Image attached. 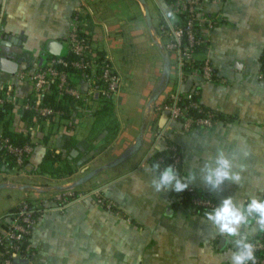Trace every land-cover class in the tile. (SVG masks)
I'll list each match as a JSON object with an SVG mask.
<instances>
[{"label": "crops", "instance_id": "1", "mask_svg": "<svg viewBox=\"0 0 264 264\" xmlns=\"http://www.w3.org/2000/svg\"><path fill=\"white\" fill-rule=\"evenodd\" d=\"M185 1L0 0V54L25 57L16 73L0 69V87L14 103L6 118L34 147L21 168H6L7 156L0 158V222L24 198L44 204L31 235L33 264H244L238 243L264 225V0H201L215 21L197 52L215 67L210 80L197 71L182 77L160 32ZM76 11L112 60L120 88L90 113L25 118L34 83L20 71L45 64L49 38L66 42ZM4 33L20 35L22 43H2ZM74 77L88 92V81ZM195 85L221 115L211 127L187 129L163 107L171 93ZM169 141L182 149L188 182L215 198L208 214L178 203L151 164ZM48 150L58 154L56 165L68 158L74 171L43 169ZM69 189L77 196L59 207L56 195Z\"/></svg>", "mask_w": 264, "mask_h": 264}, {"label": "built area", "instance_id": "2", "mask_svg": "<svg viewBox=\"0 0 264 264\" xmlns=\"http://www.w3.org/2000/svg\"><path fill=\"white\" fill-rule=\"evenodd\" d=\"M177 12L185 13L184 23L176 18L162 22L159 27L160 32L166 36V49L176 53L177 65L182 77L187 73V67L191 66V70L197 71L203 79H213L215 67L210 60L204 59L200 68L196 67L195 64L199 59L197 57L198 49L206 42L205 31L214 26V19L202 8L201 0H186ZM74 21V27L67 35L65 42L69 51L73 54V58L50 54L45 64H37L20 71L22 78H29L34 83L30 96L35 99L33 101L27 99L23 104L24 110H34L39 115L47 118L62 116L63 111L61 109H56L43 102V95L53 85H55L59 97L65 94L72 97L71 111L85 110L88 113L95 110L98 100L102 103L105 100L112 99L119 90L121 85L120 75L117 73L110 57L98 51L91 35L82 27L79 11H76ZM75 74L88 81V92L84 93L76 86ZM260 75L264 81V70L261 71ZM198 94H201L198 85L185 92H173L168 97L169 101L164 102L163 107L168 110L172 119L180 121L187 129L211 127L216 122L213 111H206L201 116L188 113L189 107L201 106L202 101L193 98ZM10 98L13 100L11 93L0 87V109ZM181 98H187L188 101L181 103ZM73 123L74 119L71 117L70 124ZM0 146L14 156L16 166L19 168L29 159L34 149L30 142L22 145L13 143L10 137L4 134L3 128H0ZM172 149L174 151L173 167L177 169L180 155L177 153L176 145H173ZM156 169L163 181L171 187L172 192L175 189L178 191L184 188L194 189L191 183L182 186L176 177H168L161 173V168ZM173 195L175 200L182 204L181 194L173 193ZM76 196L77 194L72 189L59 192L56 195L60 203L59 207L67 206L70 200ZM98 200L111 206V203L102 197H99ZM193 201L196 204L216 205V201L212 197L202 195L194 196ZM40 204L39 199L24 198L17 205V211L0 222V264H22L16 262L17 258H27L28 264H33L34 249L31 243V235L40 219L41 214H38L37 211ZM244 243V264H264V234L246 238Z\"/></svg>", "mask_w": 264, "mask_h": 264}, {"label": "trees", "instance_id": "3", "mask_svg": "<svg viewBox=\"0 0 264 264\" xmlns=\"http://www.w3.org/2000/svg\"><path fill=\"white\" fill-rule=\"evenodd\" d=\"M178 14H179L178 20L181 23H184L185 22V13L179 12ZM52 55H54V54H52ZM65 56L68 58L74 57L70 51ZM263 59H264V57H263ZM44 62H45V60H44ZM202 63H203V60L198 59L195 65H196V67L200 68ZM70 69L73 70L72 67H70ZM191 69H192V67L188 66L187 67V70H188L187 73L191 72L192 71ZM262 70H264V63L262 65ZM214 77H215V74H214ZM42 98H43L44 104L50 105L56 109H61L63 111L62 116L68 117L70 115V112H71L70 103H71L72 97L68 94H65L62 97H59L55 85H53L51 90L48 91L47 93H45ZM193 98L201 100V94L195 95ZM28 99L33 101L35 98L30 96ZM110 101H111V99L105 100L102 103L107 104ZM167 101H169V100L167 99ZM187 101H188L187 98H181V103H186ZM13 104L14 103L10 98V100H8L6 102V104L0 109V123L3 122V131H4L5 135L9 136L13 143L22 145V144L27 142V138L22 136L21 134H19L17 132L11 131L9 129L10 119L6 118L8 112H10L14 106ZM206 111H213L215 113V117H214L215 119H218L221 116L220 113H218L216 110L206 106L203 102H201L200 107H195V106L189 107L188 113H191V114H194L197 116H201V115H204L206 113ZM23 116L25 118H29V119H33L34 117L35 118L36 117H43L42 115H39L38 113H36V111L30 110V109H25L23 112ZM197 128H201V127H197ZM173 145L177 146V153L180 155V161H178L177 169H174V167H173V164H174V157H173L174 151L172 149ZM2 155L7 156V160L4 163L6 168L12 167L15 165L14 156L9 151H7L4 147L0 146V158L2 157ZM57 159H58V154L55 151L48 150L45 157H44V162L42 163V168L46 169V170H50L52 173H56L58 175H63L65 173L70 174L74 171L73 165L67 161V160H69L68 158H66V161L63 162V164H61V165L55 164ZM76 160H77V157H73L72 161H76ZM150 162L155 168H158V167L161 168L162 174H164L168 177H171V178L176 177V179L180 181L179 182L180 185L185 186L186 183H189L188 180L186 179V175H185V172L183 169L182 149H181L180 145H178L176 142L169 141L168 145L165 149L155 151L150 156ZM168 170H171V174H169V175L166 173ZM172 193L181 194L182 204L192 208L194 211H197V212H200L203 214H208L210 211L214 210L216 207V205L210 206V205H204V204H196L193 201V197L196 195H202L204 197H212V199L215 201V198L210 193L202 191V190L198 189L196 186H194V189H192V190H189L188 188H184V189L178 191L177 189H175ZM42 204L43 203H41L37 208L38 214L39 213L41 214L42 209H44V204L43 205ZM17 207L18 206L14 207L12 210H10L7 217L9 215L15 213L17 211ZM263 234H264V229L262 230L260 235H263Z\"/></svg>", "mask_w": 264, "mask_h": 264}, {"label": "water", "instance_id": "4", "mask_svg": "<svg viewBox=\"0 0 264 264\" xmlns=\"http://www.w3.org/2000/svg\"><path fill=\"white\" fill-rule=\"evenodd\" d=\"M1 41L4 44L7 45H13L17 43H22V38L20 35H12L8 33L1 34ZM46 50L50 54L59 55V56H65L69 52L68 46L61 40L56 38H49L46 42ZM24 56L14 57V56H8L5 54H0V69L4 71H8L11 73H16L19 71L21 63L24 61ZM123 158V157H121ZM95 171H90L89 173L83 175L80 179L76 181V185L88 180L92 175H94ZM256 209L255 205H250L248 207V215L253 216L252 212ZM225 237H222V240H224ZM245 248V243L240 241L237 245V250L240 252H243ZM17 263L22 264H28L27 258H17Z\"/></svg>", "mask_w": 264, "mask_h": 264}, {"label": "rangeland", "instance_id": "5", "mask_svg": "<svg viewBox=\"0 0 264 264\" xmlns=\"http://www.w3.org/2000/svg\"><path fill=\"white\" fill-rule=\"evenodd\" d=\"M65 44L67 45V43H65ZM37 57H39V55ZM100 102H101L100 100L97 101V103H100ZM94 103L96 104V101Z\"/></svg>", "mask_w": 264, "mask_h": 264}]
</instances>
